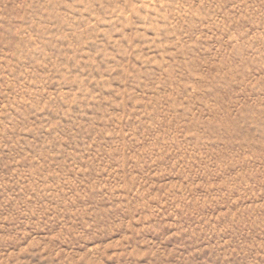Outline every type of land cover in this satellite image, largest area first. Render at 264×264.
<instances>
[{
  "label": "rangeland",
  "instance_id": "1",
  "mask_svg": "<svg viewBox=\"0 0 264 264\" xmlns=\"http://www.w3.org/2000/svg\"><path fill=\"white\" fill-rule=\"evenodd\" d=\"M0 264H264V0H0Z\"/></svg>",
  "mask_w": 264,
  "mask_h": 264
}]
</instances>
